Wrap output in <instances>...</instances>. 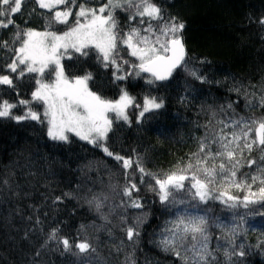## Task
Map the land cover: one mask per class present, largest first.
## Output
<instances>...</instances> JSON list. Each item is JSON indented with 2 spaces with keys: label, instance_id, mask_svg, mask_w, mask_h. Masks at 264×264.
I'll use <instances>...</instances> for the list:
<instances>
[{
  "label": "trees",
  "instance_id": "trees-1",
  "mask_svg": "<svg viewBox=\"0 0 264 264\" xmlns=\"http://www.w3.org/2000/svg\"><path fill=\"white\" fill-rule=\"evenodd\" d=\"M103 2L86 0V6L98 7ZM155 2L166 18L176 17L185 25L180 35L187 55L184 64L169 80L149 84L150 75L142 73L140 77L112 83V69L102 68L92 55L78 58L77 54L62 63L70 78L72 73L90 72L93 79L89 81V88L106 99H117L120 89H124L135 97L136 103L142 104L144 97L162 100V108L146 112L139 120L140 109L128 108L131 123L113 120V130L105 145L109 151L139 160L147 171L163 175L196 151L211 111L219 112L221 105L238 100L239 106L234 107L241 115L260 117L264 114V109L252 112L244 107V93L251 98L252 94L264 92V25L259 22L264 19V0ZM48 15L35 0H24L21 11L13 19L19 29L44 31ZM117 19L122 26L126 23L119 12ZM66 27L56 24L52 30ZM19 29H0V40L11 43L13 32ZM9 55L7 50L0 49V63ZM125 59L134 58L125 55ZM192 72L202 76L203 82ZM33 86L29 83L21 88V97L29 98ZM0 97L14 102V94L6 86H0ZM33 107L42 111L41 105ZM14 111L19 114L18 110ZM69 140V143L51 140L46 126L36 121L17 123L0 119V264H80L77 256L64 251L60 237H67L70 242L87 239L96 248V253L91 255L92 264H126L129 254L135 264H180L159 245L161 229L175 218L177 208H166L153 192L138 185L141 191L133 195H139L145 205L144 223L137 243L130 244L120 230L121 210L117 209L112 215L104 208L102 211L111 220V224H106L94 205L87 202L93 194L101 193L110 197V205L126 199L120 195L126 183L125 170L102 148L73 135ZM257 154L254 151L252 156ZM254 168L244 167L241 173L251 174ZM135 169L134 163L127 171L138 179L140 174ZM148 179L145 177L146 183ZM260 186L257 182L252 191L257 192ZM229 191L234 196L248 195L247 190L231 188ZM64 193L71 195L63 197ZM57 196L62 200L54 203ZM200 207L209 208L210 217H218L227 224H241L243 215L247 223L241 225L242 234L236 243H243L246 254L234 256L232 264H264V227L253 228V225L264 224V218L253 215L259 205L253 206L252 211L243 207L229 209L218 201ZM140 212V209H129L128 215ZM53 228L59 229L57 240L48 239ZM212 231L215 243L219 232L215 228ZM121 240H124L122 250L114 251Z\"/></svg>",
  "mask_w": 264,
  "mask_h": 264
},
{
  "label": "snow or ice",
  "instance_id": "snow-or-ice-1",
  "mask_svg": "<svg viewBox=\"0 0 264 264\" xmlns=\"http://www.w3.org/2000/svg\"><path fill=\"white\" fill-rule=\"evenodd\" d=\"M23 2L0 0V29H19L13 16L21 11ZM35 3L49 13L45 30L19 29L13 32L11 43L0 40V49L10 53L0 63V86H6L14 94V102L0 97V119L17 123L36 121L46 126L51 140L69 143V136L73 135L102 148L120 163L126 178L120 195L126 199L110 205V197L101 193L93 194L87 202L94 205L106 224H111V220L102 211L104 208L112 215L117 209L121 210L120 230L130 244L137 243L144 223L145 205L139 195H133L139 194L138 185H143L166 208H177L175 218L161 229L159 245L180 264H232L234 256L244 257L243 243H236L242 234L241 225L247 223L244 216H240L241 224H227L218 217H210V209L200 205L218 201L229 209L243 207L250 211L259 205L253 215L264 218V114L260 117L241 115L234 107L239 106L238 100L221 105L219 112L209 113L210 118L203 125L204 135L185 162L163 175L147 171L139 160L109 151L105 142L113 130V120L131 123L128 108L140 109L139 120L146 112L162 108V100L144 97L142 104L136 103L135 97L124 89H120L117 99H106L89 88V81L93 79L90 72L72 73L70 78L62 61L72 60L77 54L78 58L92 55L102 68L112 69V83L140 77L142 73L150 75L149 84L165 81L185 61L186 49L180 35L184 23L176 17L166 18L155 0H104L98 7L86 6V0H35ZM117 12L124 16L123 26ZM259 22L264 25V19ZM56 24L67 27L52 30ZM125 55L134 59H125ZM191 74L203 82L202 76ZM29 83L34 85L30 96L22 98L20 90ZM34 104L41 105L42 111L36 110ZM244 107L252 112L264 109V92L252 94L251 98L244 93ZM109 113L113 114L111 118ZM254 151L257 156H252ZM134 163L135 171L140 174L138 179L127 171ZM253 166V173H241L242 168L253 169ZM145 177L149 178L147 183ZM257 182L261 186L253 192L252 186ZM231 188L247 190L248 195L234 196L230 194ZM70 195L64 193L63 197ZM61 200L62 197L57 196L54 203ZM129 209L141 212L129 216ZM255 227H264V224L253 225ZM213 228L219 232L215 243ZM58 232V228H53L48 239L57 240ZM108 235L111 237V230ZM124 240L114 251L122 250ZM59 243L65 252L77 256L80 264H92L91 255L96 253V248L87 239L70 242L67 237H60ZM126 264H135L132 254L126 258Z\"/></svg>",
  "mask_w": 264,
  "mask_h": 264
},
{
  "label": "water",
  "instance_id": "water-1",
  "mask_svg": "<svg viewBox=\"0 0 264 264\" xmlns=\"http://www.w3.org/2000/svg\"><path fill=\"white\" fill-rule=\"evenodd\" d=\"M183 43H184V41H183ZM184 46H185V44H184ZM185 49H186V46H185ZM186 55H187V50H186ZM185 58H186V56H185ZM179 68H180V67H179ZM179 68H177V69H179ZM177 69H176V70H177ZM174 71H175V70H174ZM174 71H173V72H174ZM143 74H146V73H143ZM172 74H173V73H172ZM146 75H149V74H146ZM170 78H171V77H170ZM170 78H169V79H170ZM169 79H168V80H169ZM165 81H167V80H165ZM160 82H162V81H160Z\"/></svg>",
  "mask_w": 264,
  "mask_h": 264
},
{
  "label": "rangeland",
  "instance_id": "rangeland-1",
  "mask_svg": "<svg viewBox=\"0 0 264 264\" xmlns=\"http://www.w3.org/2000/svg\"><path fill=\"white\" fill-rule=\"evenodd\" d=\"M112 115H113L112 113H109V117H110V118H111Z\"/></svg>",
  "mask_w": 264,
  "mask_h": 264
}]
</instances>
